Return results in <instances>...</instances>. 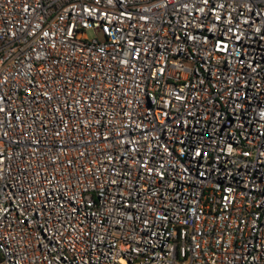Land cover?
I'll use <instances>...</instances> for the list:
<instances>
[{"label":"built area","instance_id":"obj_1","mask_svg":"<svg viewBox=\"0 0 264 264\" xmlns=\"http://www.w3.org/2000/svg\"><path fill=\"white\" fill-rule=\"evenodd\" d=\"M0 264H264V0H0Z\"/></svg>","mask_w":264,"mask_h":264}]
</instances>
